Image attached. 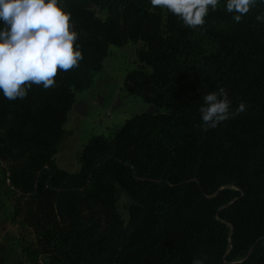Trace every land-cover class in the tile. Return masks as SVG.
Instances as JSON below:
<instances>
[{"label": "trees", "instance_id": "16d2710c", "mask_svg": "<svg viewBox=\"0 0 264 264\" xmlns=\"http://www.w3.org/2000/svg\"><path fill=\"white\" fill-rule=\"evenodd\" d=\"M83 60L24 99L0 95L1 185L12 221L44 264H264V5L240 22L221 0L187 27L150 0H67ZM90 6L101 8L105 17ZM143 43L127 95L154 107L84 146L80 170L56 163L77 94L112 46ZM223 87L232 110L203 131L199 108ZM129 200L126 222L118 207ZM25 257L28 249L23 250Z\"/></svg>", "mask_w": 264, "mask_h": 264}, {"label": "clouds", "instance_id": "9594fccd", "mask_svg": "<svg viewBox=\"0 0 264 264\" xmlns=\"http://www.w3.org/2000/svg\"><path fill=\"white\" fill-rule=\"evenodd\" d=\"M221 0H150L185 26L197 28L206 22L210 10ZM264 0H223L224 9L240 23ZM264 21V14L256 17ZM80 32L67 0H0V95L8 100L24 99L33 85L48 89L55 85L58 71L78 67L83 50ZM200 105L201 128L207 131L245 110L241 102L232 110L225 88L207 91ZM192 264H204L194 259Z\"/></svg>", "mask_w": 264, "mask_h": 264}, {"label": "rangeland", "instance_id": "374dc122", "mask_svg": "<svg viewBox=\"0 0 264 264\" xmlns=\"http://www.w3.org/2000/svg\"><path fill=\"white\" fill-rule=\"evenodd\" d=\"M90 7L95 9L99 16L105 17L101 8ZM142 46L143 43L127 44L123 47L112 46L104 62V68L96 75L92 87L78 93L74 107L83 105L84 113L80 114L74 110L69 113L65 124L66 136L56 156L59 168L70 173L78 172L83 148L93 136H113L128 119L153 107L141 97L127 95L123 90L126 76L139 68L137 52ZM1 180L0 173V235L9 232L7 235L9 237L11 235L12 244L23 256V264H44L45 257H40L39 263L30 261L34 237L28 228L11 220L13 202L1 185ZM128 206V197L122 195L118 207L126 222L129 219ZM25 248L28 249L27 257L23 252Z\"/></svg>", "mask_w": 264, "mask_h": 264}, {"label": "crops", "instance_id": "0c3cea01", "mask_svg": "<svg viewBox=\"0 0 264 264\" xmlns=\"http://www.w3.org/2000/svg\"><path fill=\"white\" fill-rule=\"evenodd\" d=\"M8 233L0 235V264H23V256L12 244L11 235L9 237Z\"/></svg>", "mask_w": 264, "mask_h": 264}, {"label": "water", "instance_id": "95a60500", "mask_svg": "<svg viewBox=\"0 0 264 264\" xmlns=\"http://www.w3.org/2000/svg\"><path fill=\"white\" fill-rule=\"evenodd\" d=\"M73 110H74L75 112L80 113V114H83V113H84V107H83V105H78V106L74 107ZM153 112H154V111H153V107H150V108L148 109V113H153Z\"/></svg>", "mask_w": 264, "mask_h": 264}]
</instances>
